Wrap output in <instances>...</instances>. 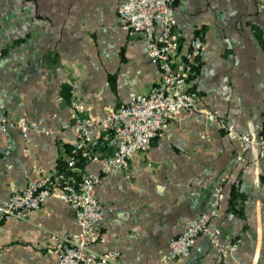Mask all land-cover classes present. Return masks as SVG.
Wrapping results in <instances>:
<instances>
[{
    "label": "crops",
    "instance_id": "crops-1",
    "mask_svg": "<svg viewBox=\"0 0 264 264\" xmlns=\"http://www.w3.org/2000/svg\"><path fill=\"white\" fill-rule=\"evenodd\" d=\"M125 0H0V120L39 121L26 141L17 129L0 133V206L9 187L24 188L35 172L63 169L75 141L69 102L89 115L147 93L157 79L142 38L129 35L117 14ZM264 0H176V28L199 35L206 48L188 87L202 110L238 134L258 124L264 136ZM238 141L200 112H180L164 135L129 161V171L103 175L96 162L83 172L101 177L94 197L104 207L103 243L91 254L116 252L120 264H161L171 239L207 212L223 182L224 200L207 236L169 264H264V158L235 162ZM105 156L108 150L97 152ZM62 167V168H61ZM79 180L81 173L67 175ZM235 189V194L233 192ZM233 213L234 218L227 219ZM78 231L68 204L50 197L27 220L0 223V264H58V238Z\"/></svg>",
    "mask_w": 264,
    "mask_h": 264
},
{
    "label": "built area",
    "instance_id": "built-area-1",
    "mask_svg": "<svg viewBox=\"0 0 264 264\" xmlns=\"http://www.w3.org/2000/svg\"><path fill=\"white\" fill-rule=\"evenodd\" d=\"M176 0H125L118 5L117 14L122 28L129 35L142 38L150 62L157 68V79L147 93L136 94L116 107L106 106L98 115H89L83 102L72 98L69 102L70 128L75 141L67 153L65 166L59 171L46 172L39 169L22 189L9 187L5 207L0 206V223L4 220H27L40 209L48 198L54 197L68 204L75 214L78 231L58 238L53 253L58 264H120L119 254H91L95 243H103L102 222L104 207L94 197L93 191L101 177L83 172L77 167L79 161L96 162L103 175L117 170L128 172L129 161L134 154L148 150L150 144L161 138L169 123L180 112H200L216 122L230 139L237 140L235 162L242 161L246 153L255 160L264 158V136L258 124L249 125L248 131L238 134L233 126L224 123L208 111L201 109L199 96L189 89L190 78L199 68L205 52V42L199 35L185 40L176 28ZM264 16V4L260 5ZM39 121L24 116L0 120V133L17 129L24 141L28 133L38 130ZM101 147L108 150L105 156L97 152ZM81 173L79 180L67 175ZM224 200L223 182L212 192L207 212L189 221L181 234L171 239L161 264L187 257L200 236L210 238L222 254L235 252L238 241L220 243L209 228L217 217ZM234 218L233 213L227 219Z\"/></svg>",
    "mask_w": 264,
    "mask_h": 264
},
{
    "label": "trees",
    "instance_id": "trees-1",
    "mask_svg": "<svg viewBox=\"0 0 264 264\" xmlns=\"http://www.w3.org/2000/svg\"><path fill=\"white\" fill-rule=\"evenodd\" d=\"M68 152H69V149H68ZM68 152H67V153H68ZM85 165H86V162H85V161H79V162L77 163V167H78L79 169H81V171L84 170ZM64 166H65V162H64ZM64 166H63V168H64ZM61 168H62V167H61ZM233 192H234V194H235V189H233Z\"/></svg>",
    "mask_w": 264,
    "mask_h": 264
}]
</instances>
